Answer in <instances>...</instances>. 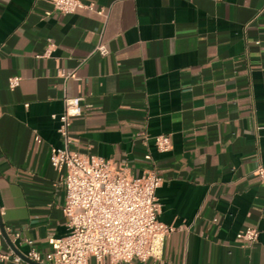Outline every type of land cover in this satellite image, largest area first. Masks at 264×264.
Instances as JSON below:
<instances>
[{"label": "crops", "instance_id": "0c3cea01", "mask_svg": "<svg viewBox=\"0 0 264 264\" xmlns=\"http://www.w3.org/2000/svg\"><path fill=\"white\" fill-rule=\"evenodd\" d=\"M82 2L92 9L63 15L0 0V253L28 250L13 233L41 253L66 235L52 116L78 97L79 153L162 178L158 221L174 231L159 259L131 264H264V0ZM158 135L169 152H157ZM246 228L255 242L237 238Z\"/></svg>", "mask_w": 264, "mask_h": 264}, {"label": "built area", "instance_id": "2783aa9c", "mask_svg": "<svg viewBox=\"0 0 264 264\" xmlns=\"http://www.w3.org/2000/svg\"><path fill=\"white\" fill-rule=\"evenodd\" d=\"M45 2L53 11L63 15L75 13L79 9H92L82 0H36ZM51 12H46L50 15ZM54 45L49 44L44 56L49 55ZM96 51L107 54V48L99 45ZM20 77L8 79V87H18ZM83 108L81 99L68 98L64 110L53 115L57 120L60 146L51 150L50 164L57 172L65 169L63 185L65 203L62 213L67 218L65 236L49 241L50 249L44 253L37 251L32 241L21 239L19 233L10 235L11 243L27 245L22 255L0 253V261L15 264H88L93 258L97 263L131 264L134 260L147 262L162 255L166 236L174 228L158 221L161 205L156 196L162 178L153 169H148L140 177L131 176L124 165L114 167L108 159L79 153L76 141L70 135L71 118L80 116ZM149 138L143 137L146 143ZM159 153H167L172 145L166 135L153 137ZM144 159L151 160L150 154ZM258 175L264 181V167H258ZM1 215V214H0ZM0 231L9 234V229L1 225ZM258 237L254 228H246L237 234L238 239L253 243Z\"/></svg>", "mask_w": 264, "mask_h": 264}, {"label": "water", "instance_id": "95a60500", "mask_svg": "<svg viewBox=\"0 0 264 264\" xmlns=\"http://www.w3.org/2000/svg\"><path fill=\"white\" fill-rule=\"evenodd\" d=\"M27 263H29V264H36V263H33V262H31V261H28L27 259H24Z\"/></svg>", "mask_w": 264, "mask_h": 264}]
</instances>
